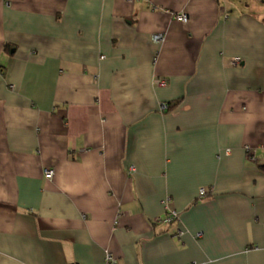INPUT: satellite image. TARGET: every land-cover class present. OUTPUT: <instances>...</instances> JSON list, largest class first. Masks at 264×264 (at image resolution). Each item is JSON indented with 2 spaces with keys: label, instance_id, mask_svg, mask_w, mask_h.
I'll return each mask as SVG.
<instances>
[{
  "label": "crops",
  "instance_id": "1",
  "mask_svg": "<svg viewBox=\"0 0 264 264\" xmlns=\"http://www.w3.org/2000/svg\"><path fill=\"white\" fill-rule=\"evenodd\" d=\"M107 253L264 264V0H0V264Z\"/></svg>",
  "mask_w": 264,
  "mask_h": 264
},
{
  "label": "built area",
  "instance_id": "2",
  "mask_svg": "<svg viewBox=\"0 0 264 264\" xmlns=\"http://www.w3.org/2000/svg\"><path fill=\"white\" fill-rule=\"evenodd\" d=\"M176 19L182 21V22H186L187 21V15L185 13H178L176 14ZM154 39L156 40H161L162 39V35L157 34L153 36ZM54 171L52 168H46L44 171V174L46 177H51L53 175ZM199 194L200 195H204L206 194V191L204 188H200L199 190ZM176 217V212L175 211H171L169 215H167L164 218V221H170L172 218ZM104 264H124L122 262H120L117 258H115L112 254L107 253L105 256V262Z\"/></svg>",
  "mask_w": 264,
  "mask_h": 264
}]
</instances>
